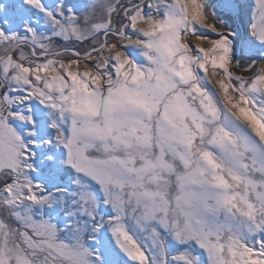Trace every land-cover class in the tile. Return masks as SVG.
<instances>
[{
    "label": "snow or ice",
    "instance_id": "obj_1",
    "mask_svg": "<svg viewBox=\"0 0 264 264\" xmlns=\"http://www.w3.org/2000/svg\"><path fill=\"white\" fill-rule=\"evenodd\" d=\"M0 264H264V0H0Z\"/></svg>",
    "mask_w": 264,
    "mask_h": 264
}]
</instances>
